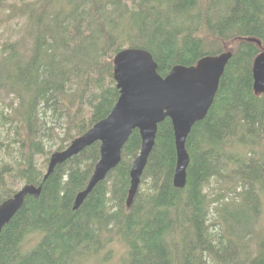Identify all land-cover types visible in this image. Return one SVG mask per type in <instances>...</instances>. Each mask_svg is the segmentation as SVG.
I'll return each instance as SVG.
<instances>
[{
	"label": "trees",
	"instance_id": "trees-1",
	"mask_svg": "<svg viewBox=\"0 0 264 264\" xmlns=\"http://www.w3.org/2000/svg\"><path fill=\"white\" fill-rule=\"evenodd\" d=\"M17 20L21 35L0 42V204L23 184L43 187L3 228L0 264H264V93L253 86L264 0H0V26ZM126 47L150 51L162 76L232 55L188 136L185 187L174 184L166 118L130 206L138 129L74 209L100 143L43 181L49 160L110 114L120 95L114 59Z\"/></svg>",
	"mask_w": 264,
	"mask_h": 264
},
{
	"label": "water",
	"instance_id": "water-1",
	"mask_svg": "<svg viewBox=\"0 0 264 264\" xmlns=\"http://www.w3.org/2000/svg\"><path fill=\"white\" fill-rule=\"evenodd\" d=\"M262 48L257 38H247ZM231 52L207 55L191 66L176 65L166 75L158 72L153 54L143 48L126 47L114 59V79L119 98L110 114L97 122L70 145L51 154L43 181L62 164L86 147L99 142L100 159L84 190L76 196L74 209H78L94 187L122 160V151L130 135L138 129L142 144L139 155L130 171L128 206L140 187L141 177L156 142L159 124L170 118L174 128L176 145V169L174 184L183 188L187 182V170L191 161L187 139L196 122L203 120L211 108L219 90L221 78L231 58ZM254 90L264 93V49L253 64ZM43 183L39 186L23 184L10 198L0 204V234L24 205L27 196L39 198Z\"/></svg>",
	"mask_w": 264,
	"mask_h": 264
},
{
	"label": "rangeland",
	"instance_id": "rangeland-1",
	"mask_svg": "<svg viewBox=\"0 0 264 264\" xmlns=\"http://www.w3.org/2000/svg\"><path fill=\"white\" fill-rule=\"evenodd\" d=\"M22 31H23L22 21L20 20H17L7 25H1L0 26V42H2L7 36L11 34L13 35V38H17L21 35Z\"/></svg>",
	"mask_w": 264,
	"mask_h": 264
},
{
	"label": "bare ground",
	"instance_id": "bare-ground-1",
	"mask_svg": "<svg viewBox=\"0 0 264 264\" xmlns=\"http://www.w3.org/2000/svg\"><path fill=\"white\" fill-rule=\"evenodd\" d=\"M39 159V158H38Z\"/></svg>",
	"mask_w": 264,
	"mask_h": 264
}]
</instances>
